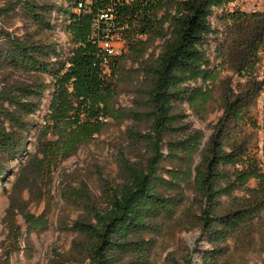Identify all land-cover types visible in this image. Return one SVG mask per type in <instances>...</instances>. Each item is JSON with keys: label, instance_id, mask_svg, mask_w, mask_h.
Wrapping results in <instances>:
<instances>
[{"label": "rangeland", "instance_id": "374dc122", "mask_svg": "<svg viewBox=\"0 0 264 264\" xmlns=\"http://www.w3.org/2000/svg\"><path fill=\"white\" fill-rule=\"evenodd\" d=\"M11 4L17 7L15 12L0 17V50L6 33L53 44L58 51L72 48L62 14L69 7L68 0H0V9ZM24 4L36 5L52 30L36 27L22 10ZM164 11L159 10V18ZM223 16L217 11L212 19L215 34L209 37L208 54L214 64L232 26ZM161 31V35L155 32L137 37L141 46L132 40L134 51L121 35L113 38L118 69L111 115L100 131L83 123L71 144L60 138L67 137L71 126L60 132L48 118L53 91L49 79L0 72V90L16 92L33 86L41 92L32 100L35 112L26 120L29 126L22 136L23 152L10 159L0 154L4 171L0 181V264H89L84 240L76 232L77 223L94 224L96 213L107 208L111 191L127 182L128 169L147 172L158 153L163 156L161 191L169 208L162 217L148 220L151 233L133 240L134 252L123 264H264V210L251 215L243 225L226 230L206 222L207 206L196 190L199 170L205 168L203 160L224 114L222 89L229 84L238 91L246 81L221 66L215 86L208 84L212 94L199 99L196 110L186 102L177 106L176 114L181 117L176 130L167 131L159 141L148 100V68L156 66L171 39L168 25ZM254 114L255 106L251 108L255 120ZM234 129V135L247 140V152L254 157L256 127ZM249 186L254 189L257 182L252 179ZM250 198V193L243 191L221 198L214 217H225ZM218 234L223 235L220 242L213 240Z\"/></svg>", "mask_w": 264, "mask_h": 264}, {"label": "trees", "instance_id": "16d2710c", "mask_svg": "<svg viewBox=\"0 0 264 264\" xmlns=\"http://www.w3.org/2000/svg\"><path fill=\"white\" fill-rule=\"evenodd\" d=\"M233 1L68 0L69 7L62 14L72 48L68 52L58 51L53 44L6 33L0 50V72L14 71L49 79L53 91L48 118L52 128L60 132L71 126L67 137L59 133L60 138L69 139L71 144L83 123L92 131H100L111 115L118 63L103 44L112 43L114 37L121 35L122 41L129 43L134 51L137 37L155 32L161 35L168 25L171 39L166 42L156 66L148 68V100L155 113L154 133L159 141H163L167 131L176 130L181 117L176 114V107L186 102L196 110L198 100L212 94L213 88L208 84L215 86L224 67L246 81L245 85H239L238 91L229 84L222 89L224 114L203 160L205 168L199 170L196 188L207 206L206 222L226 230L236 228L264 210V174L247 152V140L232 133L233 128L241 125L256 127L251 108L256 104L260 88L254 74L258 54L264 50V16L223 11ZM80 5L83 8L78 11ZM16 8L11 4L0 9V17L10 16ZM21 8L36 27L52 30L36 5L24 4ZM160 9L165 10L161 18ZM217 11H222L223 19L232 26L219 49L220 59L214 64L208 52L209 37L215 34L212 19ZM132 40L134 44L130 43ZM32 87L24 86L16 92L0 90V154L5 158H15L23 152L22 136L29 126L26 120L35 112L32 100L41 93ZM162 161L163 156L158 153L150 161L147 172L128 169L127 182L111 191L108 206L96 213L95 223H77L76 232L84 240L89 264H123V259L134 252L133 240L151 233L148 220L162 217L169 208L168 198L161 191ZM3 173L0 168V181ZM252 179L257 182L254 189L249 186ZM237 191L248 192L251 198L225 217H214L220 199ZM213 238L220 242L223 235Z\"/></svg>", "mask_w": 264, "mask_h": 264}, {"label": "built area", "instance_id": "2783aa9c", "mask_svg": "<svg viewBox=\"0 0 264 264\" xmlns=\"http://www.w3.org/2000/svg\"><path fill=\"white\" fill-rule=\"evenodd\" d=\"M82 8V5H80L78 11ZM223 11L230 14H239L244 16H264V0H234L227 5ZM111 44L112 43H104L103 47L109 50V54L114 55ZM254 77L260 86L254 114V121L257 129V142L254 158L259 171L264 174V50H261L258 54V63L256 65ZM238 168L241 167L238 166Z\"/></svg>", "mask_w": 264, "mask_h": 264}]
</instances>
